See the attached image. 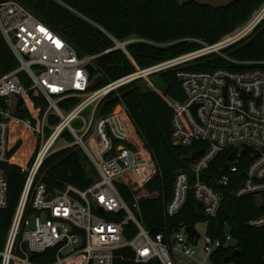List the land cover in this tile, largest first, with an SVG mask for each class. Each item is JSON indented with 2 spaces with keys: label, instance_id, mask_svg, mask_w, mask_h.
Listing matches in <instances>:
<instances>
[{
  "label": "built area",
  "instance_id": "built-area-1",
  "mask_svg": "<svg viewBox=\"0 0 264 264\" xmlns=\"http://www.w3.org/2000/svg\"><path fill=\"white\" fill-rule=\"evenodd\" d=\"M263 21L264 0L242 29L224 41L194 54L137 69L92 90L99 80L96 61L101 54L81 55L22 4L0 0V34L18 63L16 69L0 76V164L8 162L9 137H28L38 142L25 168V184L0 250V264H40L31 257L48 250H53V261L47 264H113L115 252L121 248L132 250L137 264L153 260L178 264L177 258L191 264H211L210 257L217 249L233 248L229 234L222 240L212 239L205 230L200 252L197 235L189 238L186 228L169 237L145 230L135 212L139 213L140 199L154 196L140 191L157 174L156 163L122 104L105 115H99L98 108L121 87L218 53L246 37ZM113 42L115 46L103 54L119 49L128 56L126 46L131 41ZM88 67L93 68L91 73ZM176 76L184 100L163 97L172 111L171 142L181 148L200 142L206 150L188 172H176L166 215H176L191 194L202 215L210 220L221 206L220 188L231 185L236 186L232 191L235 198H260L264 195V69L179 70ZM41 98L47 104L45 111L35 105ZM89 109L88 118H83ZM23 113L27 118L21 117ZM53 117L56 121L51 123ZM64 134L70 136L71 143ZM59 144L66 146L55 149ZM72 146L84 153L96 172L92 185L84 191L66 186L63 191L52 192L42 183L35 185L44 160ZM247 151L248 164L242 156ZM224 152H228L224 163L228 167L216 179V191L201 177ZM241 166H245L242 176ZM117 185L134 195L132 206L122 200ZM7 192L6 178L0 171V213L7 206ZM129 223L137 229L132 239L124 234ZM248 226L263 228L264 216L250 220Z\"/></svg>",
  "mask_w": 264,
  "mask_h": 264
},
{
  "label": "trees",
  "instance_id": "trees-1",
  "mask_svg": "<svg viewBox=\"0 0 264 264\" xmlns=\"http://www.w3.org/2000/svg\"><path fill=\"white\" fill-rule=\"evenodd\" d=\"M15 1L68 41L81 55L101 54L96 61L99 80L92 87V90H97L111 81L134 73L136 66L144 70L193 51L197 47L186 43L188 40H200L208 46L217 44L221 38L231 34L246 21L263 0H238L224 9H213L195 3L183 5L181 0ZM262 23L252 37L245 38L246 43L233 51L224 50L229 60L211 53L208 57L195 59L191 64L182 67L185 63L180 64L173 70L153 74L160 77L165 97L175 101L184 100L176 76L179 70L213 72L219 68L231 71L264 69V64L243 65L246 61H264V21ZM133 37L141 41L126 46L129 57L119 49L103 54L115 46L113 40L122 43ZM168 43L176 44L166 48L155 46ZM17 66L16 59L0 34V76ZM141 81L142 79H137L109 94L99 105L98 113L105 115L117 104H122L156 163L157 174L146 185L147 191L154 196L140 199L139 213L135 212L145 230L152 235L163 234L169 237L182 228H194L197 223L203 222L206 225V235L212 239L222 240L229 234L234 242L233 248L217 249L210 257L211 264H264V227L256 229L248 226L250 220L264 216V195L260 198H235L232 191L236 186L231 185L220 188L221 206L217 215L210 220L202 215L200 205L191 194H188L184 207L176 215H166L165 207L172 198L176 172H188L193 162L206 150V145L200 142L189 148L173 145L172 111L158 93L143 89ZM35 105L43 111L47 107L42 98L36 100ZM21 117L25 119L27 115L23 113ZM55 121L54 117L51 118V123ZM64 137L71 143L72 139L68 134H64ZM37 146L38 142L28 137L8 139V162L0 164V171L8 184L7 206L0 213V250L25 184V168ZM227 156L228 152L220 154L201 177L203 182L216 191L219 188L215 181L222 175L221 166ZM242 156L248 164V151L242 153ZM244 167L240 168V176ZM87 168L94 175L87 157L76 146L58 150L44 160L34 184L42 183L51 192L63 191L66 186L84 191L95 180ZM117 190L128 206L134 204V195L126 187L117 185ZM136 232L132 223L124 230L127 239H132ZM235 250L239 254L227 260L228 255ZM52 256L53 250H48L43 255L32 256L31 261L47 264L53 261ZM113 264L137 263L134 262L132 250L121 248L115 252ZM148 264L160 263L153 260Z\"/></svg>",
  "mask_w": 264,
  "mask_h": 264
},
{
  "label": "rangeland",
  "instance_id": "rangeland-1",
  "mask_svg": "<svg viewBox=\"0 0 264 264\" xmlns=\"http://www.w3.org/2000/svg\"><path fill=\"white\" fill-rule=\"evenodd\" d=\"M248 20V19H247ZM246 20V21H247ZM246 21H244L243 23H241L237 28H236V30L235 31H233L231 34H228V35H226L225 37H223V38H221L220 39V41L219 42H222V41H224L226 38H228V37H230V36H232V35H234L235 33H237L238 31H240L241 29H242V27L245 25V23H246ZM263 23H261V24H259L251 33H249L246 37H244L243 39H241L240 41H238V42H236V43H234V44H232V45H230V46H228V47H226V48H224V49H222L221 51H219L218 53H215V55L216 56H221V57H223V58H226L227 60H229L228 58V55H227V53L226 52H224V50H228L229 49V51H233V50H235L237 47H239L241 44H244V43H246V40L248 39V38H250V37H252L253 36V34L255 33V31H256V29L259 27V26H261ZM248 37V38H247ZM245 38H247V39H245ZM129 41H131L132 43H136V42H139V41H141L140 39H138V38H135V37H133V38H131V39H128ZM218 42V43H219ZM186 43H188V44H193L194 46H196L197 48H195L193 51H189V52H186L185 54H183V55H180V56H178V57H176L175 59H177V58H181V57H184V56H187V55H190V54H194L195 52H198V51H200V50H202V49H204V48H206L208 45H206L204 42H202V41H200V40H188ZM176 43H168V44H161V45H159V44H154L155 46H160V47H162V48H166V47H169V46H172V45H175ZM205 56H209L208 54L207 55H205ZM205 56H201V57H198V58H196V59H202V58H205ZM195 59H193V60H191V61H189V62H186L184 65H181V67L182 66H185L186 64H191V62H193ZM240 64H242V63H240ZM253 64H264V61H262V62H257V63H255L254 61H246V62H244L243 63V65H253ZM137 69H139L140 70V68H138L137 66H136V70ZM174 68H171V69H168V70H173ZM167 71V70H166ZM164 72V71H163ZM97 73V72H96ZM96 73L94 74L95 76H96ZM140 86L143 88V89H148V90H152V91H154V92H156V93H158L162 98L163 97H165V95L163 94V90H162V88H163V85H162V82H161V79H160V77L158 76V74L157 75H153V76H150L149 78H147V80H145V79H142V81L140 82ZM89 112H90V109L89 110H86L83 114H82V117L83 118H85V119H87L88 118V114H89ZM60 146L61 147H63V146H66V145H58L55 149H58V148H60ZM90 168H87V171L89 172V174H91V171L89 170ZM93 169V168H92ZM93 173H94V175L93 174H91L92 175V177L93 178H96V173H95V171H94V169H93ZM147 185V184H146ZM145 192H147V189H146V186H145V188L143 189V190H141L140 191V194H145ZM206 225H205V223H203V222H199V223H197L196 225H195V227H194V229H195V231H196V233H197V235L199 236V239H198V245H197V250L198 251H200L201 252V249H202V245H203V241H204V237H205V230H206ZM199 252V253H200ZM198 253V254H199Z\"/></svg>",
  "mask_w": 264,
  "mask_h": 264
},
{
  "label": "water",
  "instance_id": "water-1",
  "mask_svg": "<svg viewBox=\"0 0 264 264\" xmlns=\"http://www.w3.org/2000/svg\"><path fill=\"white\" fill-rule=\"evenodd\" d=\"M237 1L238 0H181L183 5H188V4H191V3H195V4H198L200 6L210 7V8H213V9H224V8H227V7L231 6V5H233ZM88 70L91 73L93 71V68L92 67H88ZM228 161H230V158L228 159ZM227 167H228V164L227 163L224 164L221 167L222 172H225ZM186 232H187L189 238H193L196 235L193 227L186 228ZM238 254H239L238 250L232 251L228 255L227 260L233 259Z\"/></svg>",
  "mask_w": 264,
  "mask_h": 264
},
{
  "label": "crops",
  "instance_id": "crops-1",
  "mask_svg": "<svg viewBox=\"0 0 264 264\" xmlns=\"http://www.w3.org/2000/svg\"><path fill=\"white\" fill-rule=\"evenodd\" d=\"M195 231V230H194ZM195 234L197 235V233H196V231H195ZM195 235V236H196ZM199 239V236L197 235V240ZM177 260H178V264H191V262L190 261H184L182 258H177Z\"/></svg>",
  "mask_w": 264,
  "mask_h": 264
}]
</instances>
